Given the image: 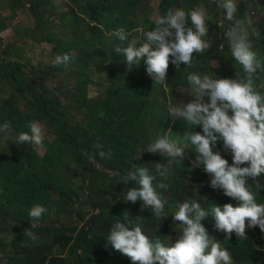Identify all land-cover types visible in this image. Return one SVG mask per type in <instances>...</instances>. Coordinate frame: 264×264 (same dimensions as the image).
Masks as SVG:
<instances>
[{
  "label": "trees",
  "instance_id": "16d2710c",
  "mask_svg": "<svg viewBox=\"0 0 264 264\" xmlns=\"http://www.w3.org/2000/svg\"><path fill=\"white\" fill-rule=\"evenodd\" d=\"M25 1L30 3L34 19L25 36L42 48L52 46L55 52L73 50L75 58L64 71L69 81L50 86L27 85L15 89L14 97H8L13 108L15 99L26 104L22 118L9 121L14 130H24L29 121L36 119L46 126L53 139L45 142L42 157L29 150L8 160L0 146V264H133L126 255L121 253L120 260L106 249L112 225L123 222L125 213L129 214L128 219L142 218V230L152 240L169 242L177 234L171 236L166 231V226L172 232L175 229L165 216L157 218L126 203L122 177L136 166L152 167L148 146L165 131L171 129L173 137L184 134L186 122L173 123L168 101L189 86L190 73L202 74V68L213 78L220 77L214 70L221 68L225 56L233 58L225 42L227 29H220V39L209 40L211 47L204 54H194L191 68L183 65L171 73L167 94L163 88L149 85L144 77V63L131 71L128 66L123 69L124 59L115 52L120 42L108 35L124 28L131 33L129 40L134 38L138 39L137 44L142 43L139 30H153L155 25L149 22V26H139L128 16L143 2L137 16L146 18L150 10L148 0H70L66 10L57 14V23L52 21L44 0ZM188 1L193 6L207 3ZM159 2L161 17L167 13L165 6H175L180 0ZM212 6L214 10L219 8L215 1ZM244 13L245 6L240 5L236 18L244 20ZM221 14L224 20L222 9ZM55 27L64 32L63 39L57 40L50 33ZM258 49L253 46L254 51ZM33 70L42 78H58L55 71L41 66ZM235 73L238 70L233 64L228 75ZM195 131L202 133V128L197 126ZM97 143L103 145L105 152L112 153L111 159L99 157L94 147ZM217 144L222 147L218 152L231 165L232 155L228 156L221 141ZM87 154L94 155L95 163L90 162ZM192 159L194 152L186 150V158L163 181L169 184L167 191L161 190L168 200V209L174 211L178 204L190 200L205 206H237L239 202L227 197L222 189L207 186L202 173L189 164ZM261 188L260 192L255 187L258 203H264V185ZM37 204L47 212L31 228L29 211ZM73 217L78 222H73ZM18 225L23 226L27 236L25 243ZM26 231L34 232L38 239L33 241ZM246 235L248 238L239 239L233 233L228 241L219 230L209 232L210 238L230 252L233 264H264V231L258 226L246 227Z\"/></svg>",
  "mask_w": 264,
  "mask_h": 264
},
{
  "label": "clouds",
  "instance_id": "9594fccd",
  "mask_svg": "<svg viewBox=\"0 0 264 264\" xmlns=\"http://www.w3.org/2000/svg\"><path fill=\"white\" fill-rule=\"evenodd\" d=\"M215 2L224 10L225 19L232 22L225 37L238 73L228 75V78L190 73L185 100L175 105L169 101L168 112L173 123L176 120L186 122L184 134L173 137V131L168 129L157 137L147 150L153 158L150 161L152 167L136 166L123 175L122 183L126 184L124 198L128 205L148 211L157 218L165 216L177 235L169 242L162 243L159 238L152 240L142 230V218L128 219L129 214L125 213V220L115 222L106 238L107 251L120 260L122 253L133 264H233L230 252L210 238L209 232L219 230L230 241L233 233L239 239L248 238L246 227L254 229L258 226L264 231V203L257 202L255 192V187L261 192L264 185V94L256 84L257 79L264 80L261 75L264 62L253 50L245 26H250L252 20L236 18V0ZM26 5L32 20L30 3L23 0V8ZM62 12L56 11V14ZM208 21H212V17L203 5L194 6L187 12L182 7L170 8L156 21L153 30L142 33L140 44L134 38L129 40L131 33L124 28L108 35L115 36L120 42L115 52L123 57L129 71L144 63V77L149 85L166 89L175 68L178 71L183 65L191 68L194 54L211 47L207 39ZM55 53L61 54L53 55L51 63L54 67L47 66L58 75V70L65 71L73 63L75 52ZM205 97L210 102H205ZM197 126L202 128V133L195 131ZM46 131V126L36 119L29 121L24 130H14L11 122L5 121L0 125V133L14 132L11 145L19 151L18 154L7 151L9 160L29 150L45 154ZM219 141L228 156L232 155L231 165L218 152L222 149L217 144ZM94 147L101 159H111L112 153L105 152L103 145L97 143ZM186 150L196 153V159L194 156L195 160L189 164L202 173L207 186L222 189L227 197L239 202L237 206H205L190 200L178 204L174 211L168 209V200L162 191H167L169 184L163 181L170 176L174 166L186 158ZM87 155L90 162L95 163L94 155ZM46 212L47 209L38 204L30 209L31 228L37 226ZM26 234L33 241L38 239L34 232L26 231Z\"/></svg>",
  "mask_w": 264,
  "mask_h": 264
},
{
  "label": "rangeland",
  "instance_id": "374dc122",
  "mask_svg": "<svg viewBox=\"0 0 264 264\" xmlns=\"http://www.w3.org/2000/svg\"><path fill=\"white\" fill-rule=\"evenodd\" d=\"M47 4V9L50 13L51 19L54 23H57V14L56 11L58 12H62L64 11V6L66 4H68L70 2V0H54V3L51 4L48 0H44ZM160 1V0H159ZM158 0H148V4L150 7V10L148 11V14L146 16V18L139 19L138 18V12L140 7L143 5V2L139 3L138 5H136L133 9H132V13L129 14V18L132 19L133 21L137 22L139 24V26L141 24H145L146 26H149V22L154 23V25L156 26V21L160 18L159 16V10H158V6L160 5ZM212 1L215 0H207V3H202L201 5L204 6V8L207 10V12L209 13V15L212 17V21H208V26H209V32H208V36L207 39L208 40H215V39H220V37H222L220 33V29L223 30H228L229 27H231L232 22L227 21L226 19L223 20L222 14H221V9L218 8L217 10L213 9L212 6ZM237 6L239 7L240 5H244L245 6V13H244V20H247L248 18H250L252 20V24L249 25H245L246 27H248V31H249V39L252 43L253 46L255 47H259L258 51H256L258 53V56L260 58H262V62H264V0H244V2H241L240 0H236ZM244 3V4H243ZM3 4V0H0V7ZM28 5V4H27ZM25 6V10L28 11V6ZM183 8L186 12L190 11L191 9L194 8L193 5H190L189 1H182V2H178L176 3L175 6H165L164 9H166L168 11V9L172 8ZM2 10H5V8L2 7ZM223 10V9H222ZM29 12V11H28ZM28 14V13H27ZM28 22L30 24L33 23V19L31 20V18L28 16ZM227 28H226V26ZM258 28H262L261 31H257ZM226 30V31H227ZM50 33L54 36L55 39L59 40V39H63L64 38V32H62L60 29L58 28H52L50 30ZM139 33L141 35L142 39V33L141 30H139ZM138 40V39H137ZM136 40V41H137ZM225 42H228L227 38L225 37ZM36 49V51H38V44L35 42L33 45ZM34 49V50H35ZM29 51H31V48L28 47L26 48V53H28ZM25 53V54H26ZM64 53V52H62ZM55 54H61V53H50L48 54V57L43 58V62L45 65H48L49 67H54L52 66V57ZM198 54H204L203 53H197ZM15 54H14V58L10 59L8 57L4 58L0 56V64L2 62H4V64L1 66V70L3 69H11L13 66H16L17 62H23V66L20 69V71L17 73L18 76H21L24 74V67L29 66V56L28 58H20L19 60H15ZM236 61L234 60V58L225 56L222 59L221 62V68H217L214 71L219 74V78H228V74H229V67L231 65H233ZM211 65L213 66H217L216 63H211ZM127 64H123L121 67L123 69H126ZM187 67V66H186ZM136 68V67H134ZM181 69V68H180ZM202 74L200 75H205L207 74L202 68ZM178 70L176 69V72ZM58 75H59V81H69V78H67V76L64 74L63 70H58ZM208 75V74H207ZM259 75V74H257ZM261 75L264 76V72H261ZM256 84L259 88L262 89V91L260 92L261 94H264V80H259L257 79ZM165 92L168 94L170 91L169 89H164ZM91 94H93V92H91ZM187 97V88H185L183 91L179 92L177 101L170 99L172 104L175 105L177 102L179 101H183L185 100V98ZM169 100V101H170ZM168 101V104H169ZM205 102H210L209 99H206ZM183 131H185V126H183ZM14 132H10L9 134L5 135L3 133H0V139L2 141V143L6 144V149L9 152V154H18L19 151L17 149H15L12 145H11V136ZM53 139V135L49 132L46 131V140H52ZM38 156H42L44 153H37L35 152ZM194 156L196 159V153L194 152ZM195 159H192L190 163H192V161H194ZM255 194V193H254ZM198 195H196L197 197ZM73 222H78V218L77 217H73L72 218ZM83 225V224H82ZM18 228L20 230V232L23 234V241L22 243H25L26 240V235L23 229L22 225H18ZM166 231L168 233L171 234V236L176 234V231L172 232L170 226H166L165 227Z\"/></svg>",
  "mask_w": 264,
  "mask_h": 264
},
{
  "label": "crops",
  "instance_id": "0c3cea01",
  "mask_svg": "<svg viewBox=\"0 0 264 264\" xmlns=\"http://www.w3.org/2000/svg\"><path fill=\"white\" fill-rule=\"evenodd\" d=\"M51 4L54 0H48ZM188 1V0H180ZM2 7L5 10H2ZM23 8V0H3L0 7V16L2 21V28L0 29V56L14 58H28L29 66L24 67V74L18 76L23 62H15L16 66L11 69H0V125L5 121L16 120L21 118V114L25 112V103L15 99V108L10 106L12 100L8 97L16 95L15 89L22 88L27 85L38 87L41 85L50 86L51 84L57 85L59 79L57 78H42L34 73L33 68L41 66V69L49 67L44 64L43 58L47 57L52 52L51 47L42 48L36 41L31 40L25 36V30L32 25L28 22L29 13ZM38 44V51L33 46L34 43ZM30 47L31 51L26 53V48ZM35 49V50H34ZM26 53V54H25ZM4 64L2 62L1 66ZM0 146L6 151V147L1 143ZM8 160L10 156L7 153Z\"/></svg>",
  "mask_w": 264,
  "mask_h": 264
},
{
  "label": "flooded vegetation",
  "instance_id": "af4514ba",
  "mask_svg": "<svg viewBox=\"0 0 264 264\" xmlns=\"http://www.w3.org/2000/svg\"><path fill=\"white\" fill-rule=\"evenodd\" d=\"M256 195H258V193H256Z\"/></svg>",
  "mask_w": 264,
  "mask_h": 264
}]
</instances>
